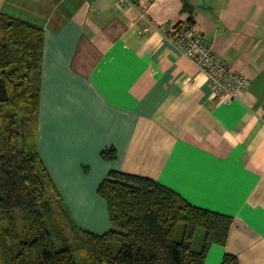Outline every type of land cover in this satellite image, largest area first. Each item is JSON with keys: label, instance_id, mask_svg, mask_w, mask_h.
Wrapping results in <instances>:
<instances>
[{"label": "crops", "instance_id": "crops-1", "mask_svg": "<svg viewBox=\"0 0 264 264\" xmlns=\"http://www.w3.org/2000/svg\"><path fill=\"white\" fill-rule=\"evenodd\" d=\"M0 12L44 28L38 149L79 228H112L99 187L118 170L233 217L205 264H264V0H0ZM186 21L249 77L240 98L213 97L167 39Z\"/></svg>", "mask_w": 264, "mask_h": 264}, {"label": "trees", "instance_id": "trees-1", "mask_svg": "<svg viewBox=\"0 0 264 264\" xmlns=\"http://www.w3.org/2000/svg\"><path fill=\"white\" fill-rule=\"evenodd\" d=\"M44 43L43 27L0 12V264H205L213 244L227 243L233 217L153 178L108 173L99 187L108 233L71 219L38 149ZM102 157L116 161L118 152ZM55 209L76 234L72 244ZM222 264L238 257L225 254Z\"/></svg>", "mask_w": 264, "mask_h": 264}, {"label": "built area", "instance_id": "built-area-1", "mask_svg": "<svg viewBox=\"0 0 264 264\" xmlns=\"http://www.w3.org/2000/svg\"><path fill=\"white\" fill-rule=\"evenodd\" d=\"M166 37L176 44L181 53L195 62L210 80L213 97L230 104L240 98L242 90L249 87L250 79L224 60L215 50V43L195 31L191 21L180 25L169 24L164 27Z\"/></svg>", "mask_w": 264, "mask_h": 264}, {"label": "rangeland", "instance_id": "rangeland-1", "mask_svg": "<svg viewBox=\"0 0 264 264\" xmlns=\"http://www.w3.org/2000/svg\"><path fill=\"white\" fill-rule=\"evenodd\" d=\"M57 206V204H56ZM64 213L62 211H58V210H54V223L57 224L58 228L61 230L64 229L65 230V233L67 234L68 237L71 238V244L76 240V234L74 233L73 229L68 226V222H66V218L64 217L63 215ZM201 234L199 233L197 235V238L200 236ZM200 242V240H199ZM57 246H59V248L62 247L61 243L60 242H57ZM197 247L199 248L200 245L199 243L197 244ZM79 255L76 253V257H78ZM78 259H80V257H78Z\"/></svg>", "mask_w": 264, "mask_h": 264}]
</instances>
